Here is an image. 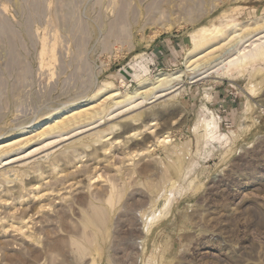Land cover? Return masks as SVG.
Instances as JSON below:
<instances>
[{
  "label": "rangeland",
  "instance_id": "obj_1",
  "mask_svg": "<svg viewBox=\"0 0 264 264\" xmlns=\"http://www.w3.org/2000/svg\"><path fill=\"white\" fill-rule=\"evenodd\" d=\"M262 20L264 0H0V145L24 143L0 160V264H264V58L214 67ZM214 28L240 36L193 52ZM163 74L174 93L123 103ZM99 104L95 129L36 137Z\"/></svg>",
  "mask_w": 264,
  "mask_h": 264
},
{
  "label": "bare ground",
  "instance_id": "obj_2",
  "mask_svg": "<svg viewBox=\"0 0 264 264\" xmlns=\"http://www.w3.org/2000/svg\"><path fill=\"white\" fill-rule=\"evenodd\" d=\"M246 26H247V30H248V28L251 27V26L248 27V25H246ZM246 26H243L242 29H240V32H243L242 30ZM253 27H254V24H253ZM256 28H258V30H256V32H254L252 37H250L251 39H249L247 41V42H249V44L246 45L242 51L237 50L234 54V55H236L234 58L230 59L229 61H227L226 59L223 60L222 58L225 57V55H223L217 59V61H219V62L214 66L216 68L215 72L221 73L222 71L229 70L232 67L242 66L246 63L255 62L258 59L264 58V20H262V23L260 22V24L256 23L255 29ZM235 29L233 30V32L236 33ZM233 32H231L230 35ZM208 33H212L211 35H213L214 38L210 39V40L209 39L206 40V36ZM239 36H240V34L234 35L229 39V41H227L226 43L225 42L223 43L222 41H225L228 38V34H227L226 30H224L222 28H214L213 31L204 29L200 32L199 36H196V34L193 36V42H194L193 52L200 51L201 49L211 45L212 43L216 44L217 41L222 42V44H219L218 46H216L215 49H212V51H215L221 47H225V46L230 45L232 40L238 38ZM223 37H226V38L222 39ZM212 47H214V46L212 45ZM211 54L212 53L208 52L207 57ZM204 56L205 57H202V59L207 58L206 55H204ZM198 59H200V58H198ZM198 59L197 60L190 59V67L191 66L195 67V65L197 66L200 62V61H198ZM181 75L179 74L177 76L172 77V76H167V75L163 74L161 77L158 78L157 82L155 84H153V87L152 88L150 87L151 89L145 90V91H137L136 93L131 94V95H129V94L125 95L123 97V103H129V105H130L132 103L138 102V103H136V105H134V106L132 105V108L137 109L138 107L143 106L144 103L147 102L148 100H150V101H151V99L152 100H158V99H161L163 97H166L169 94L174 93V91H172L174 89L170 90V88L167 89V87L170 86V84L173 81H177V80L181 79V77H182ZM148 91L152 92L151 97H149L150 95L147 96ZM117 97L119 99V94H117V93H113L112 95L109 96V98H113V99H117ZM121 103H122V101L121 102L119 101L115 105H119ZM151 103H152V101H151ZM102 106H104V105L99 104L96 106H91V107L89 106L83 110H80L78 112L70 114L67 117H62L61 119H58V121H55L53 124H50L48 127L43 129L41 132L39 131V133H37L36 137H38V139H40V138L45 139V137H53V138H55L54 139L55 141H53L52 144H61L63 142L71 140V139L75 138L76 136H79L83 133H87V132L96 128V124L99 122L97 120V117L100 114V111H99L100 107L102 109H104V107H102ZM129 109H130V107H129ZM94 125H95V127H93ZM204 129H205V135L204 136L208 137L210 135V133H212L216 129L215 120L205 121L204 122ZM23 144H24L23 140H14L11 142L1 144L0 145V160L4 157H7L8 155H11L12 153L18 151ZM23 159H26V158L23 157ZM8 161L9 160H7V162L5 161L6 164L4 166L15 163L16 161H19V158L10 159V162H8ZM0 166L2 167V163L0 164ZM156 215H154V217ZM152 216L153 215H151V217ZM149 217L147 218V225H146L147 228L146 229H151V227L155 223H157L159 221V218H160L159 217L158 219H150ZM155 218H157V217H155Z\"/></svg>",
  "mask_w": 264,
  "mask_h": 264
}]
</instances>
